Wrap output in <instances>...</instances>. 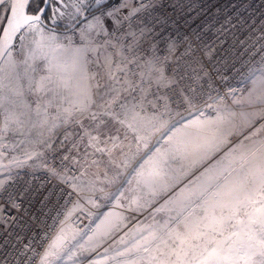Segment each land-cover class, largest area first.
Listing matches in <instances>:
<instances>
[{
	"label": "rangeland",
	"instance_id": "1",
	"mask_svg": "<svg viewBox=\"0 0 264 264\" xmlns=\"http://www.w3.org/2000/svg\"><path fill=\"white\" fill-rule=\"evenodd\" d=\"M67 3L72 5L77 0ZM78 6L79 12L71 6L61 7L64 15L44 20L57 29L41 23L38 32L25 30L18 34L20 39L13 42L0 66V187L6 173L37 170L50 151L58 150L78 170L74 180L78 197L74 205L79 202L86 219L79 225H63L37 264H42L41 258L54 242L59 246V258L50 257L49 264H161L162 253L201 243L191 240V236L210 231L203 217L210 213L228 214L227 207L213 209L205 204L225 179L249 174V185L258 181L264 162V132L251 133L264 120L245 129L240 136L229 137L219 152L191 171V163L203 155L201 137L211 138L216 130L190 127L174 133L193 120H215L228 112L239 114L264 107H241L234 103L247 97L253 82L264 75V0H160L149 8L130 6L140 9L138 13L123 10L140 17L137 25L146 24L153 30L154 39H163L165 34L166 39L155 42V56L164 49L170 54L162 60L164 68H155L156 75L147 82L143 67L129 75L133 56L122 60L123 47L109 51L107 46L108 35L122 22L119 11H115L121 8L118 0H102L101 4L83 0ZM142 9L151 13L142 17ZM108 11L114 13L111 18L105 16ZM168 14L176 20L170 30ZM83 15L87 17L75 28L64 30ZM97 18L101 25L87 39H81L87 26ZM129 35L134 42L139 38L133 32ZM42 37L60 46H86V67L91 72L86 112L77 111L84 106L80 102L71 104L55 99L52 86L36 71L32 45L35 38ZM150 38L153 37L149 34L145 40ZM182 49L198 57H193L192 62H175L182 72L168 78L170 60ZM230 90L235 94L229 95ZM186 98L193 99L199 111L189 109ZM133 106L139 114L133 122L136 131L106 114L125 119L124 108ZM93 114L95 119L91 118ZM86 132L99 138V147L107 146L110 151H94ZM109 138H115L118 147L113 148ZM236 145L239 146L233 152ZM33 152L41 155L32 156ZM241 153L244 159L240 158ZM13 160L20 163L12 164ZM216 175L220 179L209 186L206 181ZM161 188L168 191L156 195ZM239 198L243 199L244 193ZM254 198L259 200L260 196ZM185 202L187 207H183ZM249 210L243 209L229 221L237 228L229 229L223 236L217 234L216 238L227 246V237L243 227L239 222L246 221L244 213ZM186 220L193 222L186 227ZM114 224L119 225V230L102 237ZM145 247L148 251L143 250ZM127 248L135 251L131 255H117Z\"/></svg>",
	"mask_w": 264,
	"mask_h": 264
},
{
	"label": "snow or ice",
	"instance_id": "2",
	"mask_svg": "<svg viewBox=\"0 0 264 264\" xmlns=\"http://www.w3.org/2000/svg\"><path fill=\"white\" fill-rule=\"evenodd\" d=\"M83 0H77V3L69 5L67 0H0V43L5 47L8 46V42L13 38L20 39V36L17 34L23 33L25 30L31 32H38L39 26L42 23V20H48L52 16H61L64 13H61V7H73L76 12L80 11L78 6L79 3H82ZM96 4H101L102 0H95ZM121 4L120 9L115 11H122L130 9L134 0H118ZM156 0H150V3H155ZM8 5L7 8L4 6ZM131 12L138 13L140 9L131 8ZM114 13L108 11L105 13V16L111 18ZM101 25L99 18L95 23L90 24L82 33L81 39H87L92 30L96 29ZM101 31L104 29L101 27ZM44 38V37H42ZM49 39H55L51 37ZM34 43L39 44V41H34ZM76 52H80L81 49H76ZM253 88L248 93L247 97H242L234 101L238 106L243 107L244 105L257 106L264 105V75H262L258 80L253 82ZM259 92V95H257ZM234 91L230 90L229 95H234ZM188 101L189 109L194 111H199L195 108L193 99L186 98ZM88 105L85 104L83 107L78 108L77 111L84 113L88 109ZM110 115L112 119L119 122L121 125H126L128 128H131L133 131H136L133 128V122L137 121L139 114L135 112V107L131 109L124 108L125 119H119V116L114 113H106ZM237 115L239 119L237 120ZM92 119H95V115H91ZM264 120V107H259L255 111L246 112L241 111L239 114L235 112H228L226 115L218 116L215 120H193L189 124L184 125V128L177 129L179 134L190 127L197 128H215L216 135L211 138L201 137L203 142V155L194 160L189 168V171L193 169H198L205 160H209L214 156L224 144L228 143V138L231 136H240L245 129L252 128L258 121ZM99 127V125H97ZM161 127H165L164 124H161ZM158 130V129H155ZM264 132V124L260 128L255 129L251 135L256 133ZM85 136L88 137L89 145L96 152H105L110 151L106 147H99L101 142L98 137L92 136L89 133H85ZM250 138V137H248ZM143 139V138H141ZM172 139L171 137L169 138ZM108 143L112 144V147H118L115 143V138H109ZM236 145L233 147L232 151L236 150ZM261 148L264 149V140L261 141ZM28 155V154H25ZM32 156H39L41 154L33 152ZM241 159H244V154L241 153ZM12 164L18 165L20 162L18 160L11 161ZM50 172L58 180L71 184L74 178H70L61 173H58L55 169H50ZM187 175V173H185ZM248 175L245 174L243 177H238L234 180L225 179L223 184L218 185L215 190L210 193V200L205 201V204L209 207L215 209L216 207H221L223 210L224 207L229 208L227 215H215L208 214L203 217L208 221L207 227L210 231L199 232L197 235L191 236V240H200V244H193L188 248L179 247L174 248L168 253H162L161 264H264V162H262L259 173L258 181L253 180L252 184H248ZM251 175H255L254 173ZM220 179L219 175L209 177L206 183L211 186ZM207 191V189H204ZM167 188H161L160 192L156 195H162L167 192ZM236 194L235 196L233 194ZM244 193V198L240 199L239 194ZM192 195H195L193 193ZM256 195L260 196L259 200H256L254 197ZM226 197L231 199H225ZM190 199V198H189ZM188 204L185 202L183 207H187ZM12 207H18L15 203L12 204ZM75 208H79V202L74 205ZM204 207V205H201ZM248 208L249 211L245 212L246 221H240L239 223L243 225L238 231H232L227 239L230 241L227 246H225L222 240H218L216 235L219 234L223 236L224 232L229 229H235L238 227L237 224H230L229 221L236 218L238 212L243 209ZM140 210V209H133ZM159 211V209H158ZM69 215H71V210H69ZM193 221L186 220V227L190 225ZM119 230V225L114 224L108 231L103 232L102 237H108L114 231ZM188 239V237H185ZM103 243V239L101 240ZM58 244L56 242L53 245H50L49 249L45 252L42 259V264H49V258H59ZM143 247V246H141ZM144 251H148L145 247ZM95 251V249H92ZM135 249L127 248L125 251L119 252L117 255L125 256L131 255ZM175 257V260L172 259Z\"/></svg>",
	"mask_w": 264,
	"mask_h": 264
},
{
	"label": "built area",
	"instance_id": "3",
	"mask_svg": "<svg viewBox=\"0 0 264 264\" xmlns=\"http://www.w3.org/2000/svg\"><path fill=\"white\" fill-rule=\"evenodd\" d=\"M157 3H160V0H156L155 3H150V0H134L131 6L149 8ZM141 12L142 17L151 13L143 9ZM118 14L122 22L106 39L109 42L107 45L109 51L117 46L123 47L122 60L129 55L133 56L134 60V65L130 66L129 75L132 76L137 67H143L146 73L144 81L147 82L151 80L150 76L156 75L155 68L156 70L164 68L162 60L170 54L164 49L158 56H155L157 47L155 42L166 39L165 34L163 39H154L153 30L150 31L145 26L146 24L137 25L140 17L136 14L123 10ZM167 16L169 21L167 29H169L176 20L172 14ZM129 32L136 33L135 37L139 38L134 42ZM149 34L153 38L145 40ZM111 43H113L112 46ZM185 49H182L181 54L177 56L173 57L175 53L172 54L174 60H170L169 66L170 73L173 75L165 69L168 78L180 75L182 72H179L175 62L181 59L192 62L193 57H198V55L188 53ZM199 62L203 64L202 59ZM140 94L139 91V97ZM50 169L74 178L72 183L68 184L58 180L51 174ZM77 176L76 166L58 150L50 151L37 170L18 169L5 174L0 187V264H37L47 244L63 225H79L85 222V210L82 207L74 208V201L78 197L74 191V180ZM13 203L18 207H12ZM69 210H71V215H69Z\"/></svg>",
	"mask_w": 264,
	"mask_h": 264
},
{
	"label": "crops",
	"instance_id": "4",
	"mask_svg": "<svg viewBox=\"0 0 264 264\" xmlns=\"http://www.w3.org/2000/svg\"><path fill=\"white\" fill-rule=\"evenodd\" d=\"M39 41V44L34 43L32 45V50L34 51L35 60L33 65H35L36 71L43 78L48 77L49 75V64L55 59L62 61L65 64L74 65L76 74L82 78L83 86L79 95L75 98H63L60 95L55 93V99L61 98L62 100L67 101L68 103L75 104H86L88 103L89 92H88V81L90 80V69L86 67L87 64V52L86 46H67L56 44L50 42V40L36 39L33 41ZM76 49H81L80 52H76Z\"/></svg>",
	"mask_w": 264,
	"mask_h": 264
},
{
	"label": "clouds",
	"instance_id": "5",
	"mask_svg": "<svg viewBox=\"0 0 264 264\" xmlns=\"http://www.w3.org/2000/svg\"><path fill=\"white\" fill-rule=\"evenodd\" d=\"M45 79L52 86L50 90L63 98L77 97L83 86L74 65L55 59L49 64V75Z\"/></svg>",
	"mask_w": 264,
	"mask_h": 264
},
{
	"label": "water",
	"instance_id": "6",
	"mask_svg": "<svg viewBox=\"0 0 264 264\" xmlns=\"http://www.w3.org/2000/svg\"><path fill=\"white\" fill-rule=\"evenodd\" d=\"M87 16L83 15L76 23H74L72 26H70L67 29H64L65 31H69L73 28H75L77 26V24H79L82 20H84ZM42 24H44L45 26H47L48 28L51 29H57L55 26H52L48 23H46L44 20H42ZM18 35V34H17ZM16 40V37H13L9 42H8V46L5 47L2 43H0V65L6 55V53L8 52V50L10 49V47L12 46L13 42Z\"/></svg>",
	"mask_w": 264,
	"mask_h": 264
},
{
	"label": "bare ground",
	"instance_id": "7",
	"mask_svg": "<svg viewBox=\"0 0 264 264\" xmlns=\"http://www.w3.org/2000/svg\"><path fill=\"white\" fill-rule=\"evenodd\" d=\"M9 50H10V49H9ZM9 50H8V51H9ZM7 53H8V52H7ZM7 53H6V54H7ZM5 56H6V55H5ZM4 58H5V57H4ZM3 60H4V59H3ZM2 62H3V61H2ZM1 64H2V63H1ZM0 66H1V65H0Z\"/></svg>",
	"mask_w": 264,
	"mask_h": 264
}]
</instances>
